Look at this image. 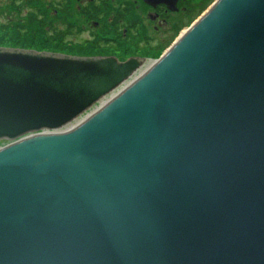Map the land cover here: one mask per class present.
<instances>
[{"label":"water","instance_id":"obj_1","mask_svg":"<svg viewBox=\"0 0 264 264\" xmlns=\"http://www.w3.org/2000/svg\"><path fill=\"white\" fill-rule=\"evenodd\" d=\"M138 68L0 48V264H264V0Z\"/></svg>","mask_w":264,"mask_h":264},{"label":"flooded vegetation","instance_id":"obj_2","mask_svg":"<svg viewBox=\"0 0 264 264\" xmlns=\"http://www.w3.org/2000/svg\"><path fill=\"white\" fill-rule=\"evenodd\" d=\"M214 1L41 0V3L45 14L60 17V31L64 32L68 26V20L76 18L78 14L86 29L81 33L80 26L83 25L73 23L71 24L73 26L72 35L87 34L89 40L84 42L87 45L108 41V48L105 49L108 54L103 53L95 56L112 58L119 63L135 60L140 68L145 61H148L146 56H132L125 61L119 59L121 57L117 56L116 53L127 47L156 55L157 52L166 49V47H172L187 30V27L189 29L195 23L191 22L193 15L205 14ZM70 15L72 16L69 17ZM152 25H157V27L151 28Z\"/></svg>","mask_w":264,"mask_h":264},{"label":"rangeland","instance_id":"obj_3","mask_svg":"<svg viewBox=\"0 0 264 264\" xmlns=\"http://www.w3.org/2000/svg\"><path fill=\"white\" fill-rule=\"evenodd\" d=\"M45 1H49V0H45ZM216 1L217 0H215L214 3ZM0 3H2V5H3V9H2L3 13L0 15V22H1V25L4 24L5 26H8V28H9L10 24L15 23L17 21H24L26 19L25 16L27 14H31V13L34 14V12H35V9H32V8H24V9H22L21 12H18L16 10H12L10 8V6H11V5H9L10 2L2 1ZM40 4H42V3H40ZM38 6L36 8H38ZM51 15L54 16L53 14H50V16ZM202 15L203 14H201L197 18V20H195L194 22L198 21L199 18ZM140 16L143 18L142 14H140ZM80 19L81 18L77 14L76 18L74 17L72 20H70V23L71 24H73V23L82 24L83 26H80V29L82 30L81 33H82L83 30L86 29V26L84 25V23ZM55 25L60 30V28H61L60 23H55ZM13 26L14 25H12V27ZM153 27H157V25H154V26L152 25L151 28H153ZM187 29H188V27H187ZM10 30H11V27H10V29H6L4 31H1V28H0V44L1 45H6L7 47H9V46H11V47L12 46H17L16 48H20V47L24 46L25 48H30V49H33V50H36V51H43V52H50V53H59V54H63V55H75V54H73V52L78 51L80 49L79 47H83L84 49L93 48L90 45H85V43H84L85 41L89 40L87 34L86 35H81L80 34L81 36L79 35V33L73 34L72 36H70V37H68L66 39L67 42H66V44H63V45H59V44L47 45L43 41L44 39L42 37H40V36H38L37 39L33 38V37H28V38H26V37H18L13 30H11V31ZM6 31H8V33L9 32L10 33L9 34H4ZM45 31H46L48 37H51L52 31L51 30L49 31L47 29ZM35 36H36V34H35ZM25 45H27V46H25ZM50 47L53 50H55V51H50V50H47V49L46 50H37V49H45V48H50ZM168 49H169V46L166 47V49L162 50V54L161 55H163ZM70 51H72V53ZM95 52H103V50L95 51ZM104 53L108 54V51L104 50ZM116 55L121 57L119 59L125 60V61L129 60L132 56L144 55V56H146L148 61L147 62L145 61L143 63V66L145 65L143 68L149 67L154 61L158 60L161 57V56H158L157 54L155 55V54H152V53H145V52H141L140 50L138 51V50H135L133 48H127V47H124V49L121 52L116 53ZM75 56H78V55H75ZM7 144H8V142H6V141H0V147L5 146Z\"/></svg>","mask_w":264,"mask_h":264},{"label":"trees","instance_id":"obj_4","mask_svg":"<svg viewBox=\"0 0 264 264\" xmlns=\"http://www.w3.org/2000/svg\"><path fill=\"white\" fill-rule=\"evenodd\" d=\"M2 1H7L10 2L9 5L10 8L12 10H16L18 12H21L22 9L24 8H32L35 9L34 14H27L25 16V20L24 21H17L15 23L10 24L9 28L8 26H5L4 24L1 25L0 22V28L1 31H4L6 29H10L13 30L16 35L18 37H33V38H38V36L42 37L45 42V44L47 45H54V44H59V45H63L66 44V39L70 36H72L73 33V26L71 25L70 20H68V26L66 28V30L64 32L60 31L59 28L55 25V23H59L60 21V17L57 16H50L45 14L43 11V7L41 6V0H0V2ZM40 4V5H39ZM39 5V6H38ZM38 6V8H36ZM3 9V5L2 3H0V15L3 13L2 11ZM72 15H70L69 17H71ZM196 16H200V14H194L191 22H194L196 20ZM12 25H14L12 27ZM50 28V30L52 31V35L51 37H48L47 33H46V29ZM105 29V28H104ZM103 29V32H104ZM10 30V31H11ZM49 30V31H50ZM48 32V31H47ZM3 33V32H2ZM10 33V32H9ZM8 31H6L4 34H9ZM36 34V36H35ZM65 42V43H64ZM87 45V44H85ZM89 45V44H88ZM27 46V45H25ZM93 48H89V49H84L83 47H79L80 49L76 52H73V54L78 55L80 57H90V56H95V55H101L104 53V50L108 48V41H101V42H97L95 45H90ZM17 46H9L7 47L6 45H1L0 44V48H8V49H22V50H32V51H36L30 48H25L24 46L20 47V48H16ZM50 50V51H55L53 50L51 47L50 48H45V49H37V50ZM103 50V52H95V51H100ZM37 52H43V51H37ZM72 53V51H70ZM162 54V50L157 52L158 56H161ZM73 55V56H75Z\"/></svg>","mask_w":264,"mask_h":264},{"label":"bare ground","instance_id":"obj_5","mask_svg":"<svg viewBox=\"0 0 264 264\" xmlns=\"http://www.w3.org/2000/svg\"><path fill=\"white\" fill-rule=\"evenodd\" d=\"M151 66V65H150ZM150 66L149 67H145V68H141V70H140V72H138L136 75H135V77L137 78L138 76H140L141 74H143L147 69H149L150 68ZM136 80V79H135ZM116 93H114L113 95H115ZM112 95V96H113ZM109 99V98H108ZM106 101V100H105ZM105 101H103V102H105Z\"/></svg>","mask_w":264,"mask_h":264}]
</instances>
